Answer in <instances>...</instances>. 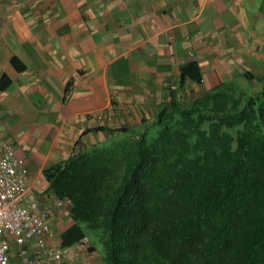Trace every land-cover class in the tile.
Segmentation results:
<instances>
[{
	"label": "crops",
	"instance_id": "1",
	"mask_svg": "<svg viewBox=\"0 0 264 264\" xmlns=\"http://www.w3.org/2000/svg\"><path fill=\"white\" fill-rule=\"evenodd\" d=\"M191 60L201 82L181 83L180 66ZM263 80L264 0L0 2V139L24 158L27 184L60 241L71 220L41 173L115 135L94 128L143 130L171 91L184 101L223 83L253 92ZM88 239L87 249L62 246L73 264H104ZM28 249L36 252L34 240ZM8 264H22L13 242Z\"/></svg>",
	"mask_w": 264,
	"mask_h": 264
},
{
	"label": "trees",
	"instance_id": "2",
	"mask_svg": "<svg viewBox=\"0 0 264 264\" xmlns=\"http://www.w3.org/2000/svg\"><path fill=\"white\" fill-rule=\"evenodd\" d=\"M185 78L201 82L195 60L180 66ZM174 93L156 135L132 129L42 170L71 220L61 245L86 226L104 264H264V80L253 92L223 83L184 101Z\"/></svg>",
	"mask_w": 264,
	"mask_h": 264
},
{
	"label": "built area",
	"instance_id": "3",
	"mask_svg": "<svg viewBox=\"0 0 264 264\" xmlns=\"http://www.w3.org/2000/svg\"><path fill=\"white\" fill-rule=\"evenodd\" d=\"M48 192L56 208L67 207L63 198ZM48 212L46 207L39 209L27 184L24 158L15 153L10 141L0 139V264H8L11 242L22 264H73L61 241L53 237ZM32 240L37 244L34 254L28 249ZM74 245L87 249L89 240L82 236Z\"/></svg>",
	"mask_w": 264,
	"mask_h": 264
},
{
	"label": "rangeland",
	"instance_id": "4",
	"mask_svg": "<svg viewBox=\"0 0 264 264\" xmlns=\"http://www.w3.org/2000/svg\"><path fill=\"white\" fill-rule=\"evenodd\" d=\"M236 84H237V83H236ZM244 85H246V86H240V87H243V89L247 90V89H248V87H247V83H246V84L244 83ZM157 129H158L157 126H151V127L149 128V131L147 132V135H149V136H154V135H156V133H157ZM129 131H130V130H128V131H126V132H120V133H119L120 135H113V136H111V137H109V138H106L105 142L102 143V144H107V143H109L111 140L116 139L117 137H120V136L126 135V133H128ZM100 145H101V144H100ZM83 230H84V232L87 234V236L91 239V241H94V242L100 247V244H99V242H98L97 239H96L95 231H94L93 229H90V228L86 227V226H83Z\"/></svg>",
	"mask_w": 264,
	"mask_h": 264
}]
</instances>
